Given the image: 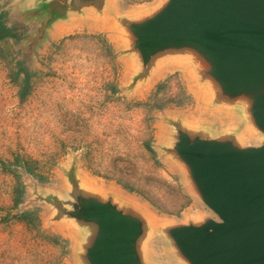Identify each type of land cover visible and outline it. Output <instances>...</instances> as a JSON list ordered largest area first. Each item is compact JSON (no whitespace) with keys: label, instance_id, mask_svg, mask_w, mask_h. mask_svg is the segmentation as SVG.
<instances>
[{"label":"water","instance_id":"obj_1","mask_svg":"<svg viewBox=\"0 0 264 264\" xmlns=\"http://www.w3.org/2000/svg\"><path fill=\"white\" fill-rule=\"evenodd\" d=\"M27 6V12L35 9L33 18H47V35L105 24L135 90L169 67L186 69L209 115L227 121L222 129L183 118L163 123L158 148L206 214L161 228L117 194L80 184L67 205L53 203L59 220L86 230L79 264H159L146 244L160 233L174 264H264V0H160L132 11L119 0H32Z\"/></svg>","mask_w":264,"mask_h":264},{"label":"rangeland","instance_id":"obj_2","mask_svg":"<svg viewBox=\"0 0 264 264\" xmlns=\"http://www.w3.org/2000/svg\"><path fill=\"white\" fill-rule=\"evenodd\" d=\"M31 3L0 0L7 26L19 27L24 35L21 41L0 43L7 56L0 61V160L22 155L41 162L37 177L18 169L25 193L13 211V178L0 166V264H79L86 230L69 219L59 220L53 204L71 202L79 184L92 192L117 194L145 210L161 228L208 213L158 148L169 119L208 121L218 129L227 122L209 115L186 69L169 67L135 90L112 35L88 25L47 35V18H33L35 9L27 12ZM119 3L132 11L156 2L138 7L132 6L135 0ZM92 37H101L110 51ZM13 72L30 83L31 97L24 103ZM119 179L135 184L138 192L124 188ZM27 211L37 212L39 233L59 238L62 248L37 238L23 224L1 220L10 212ZM146 250L159 264L175 263L161 233L151 235Z\"/></svg>","mask_w":264,"mask_h":264},{"label":"trees","instance_id":"obj_3","mask_svg":"<svg viewBox=\"0 0 264 264\" xmlns=\"http://www.w3.org/2000/svg\"><path fill=\"white\" fill-rule=\"evenodd\" d=\"M146 1L150 0H135L137 3H144ZM24 35L20 32L19 27H8L6 24V21L4 19V13H1L0 10V43L4 42L6 40H15V41H21L23 40ZM91 39L98 41L100 44L103 45V49L106 51H110L107 44L104 42V40L101 39V37H92ZM109 44V43H108ZM110 47H112L109 44ZM113 48V47H112ZM7 59V56L3 50V48L0 46V61ZM12 82L19 87V98L22 103L29 100L31 97V86L30 83L27 81H21L19 74L13 72V78ZM113 94H117L118 90L117 87L113 86ZM141 105V104H140ZM147 149L148 151L154 156H156V152L150 147V144L147 143ZM0 166L4 173L10 175L13 178V191H12V203L13 206L11 210H17L20 205L23 203V196L25 193V190L23 188V184L20 180V175L18 172V169H24L27 173L34 175L35 177L38 176L39 171L41 170V162L39 160L33 159L31 157H26L22 155H15L10 160H0ZM108 178V177H107ZM110 179V178H109ZM118 182L124 186V188L128 189L129 191H137V188L135 184L131 182H127L125 180L119 179ZM153 205L157 208L162 210L158 204L152 202ZM189 203V200H188ZM187 203V204H188ZM181 212L178 211L177 214ZM3 220V223H19L23 224L27 227V229L31 232L35 231L37 234V238H42L43 241L47 242L49 245L53 246L54 248H62V240L56 237H51L48 235H42L39 233L38 223H39V217L37 212L33 211H27V212H19L17 214H13V212H10L9 215L4 218V216L1 218Z\"/></svg>","mask_w":264,"mask_h":264},{"label":"crops","instance_id":"obj_4","mask_svg":"<svg viewBox=\"0 0 264 264\" xmlns=\"http://www.w3.org/2000/svg\"><path fill=\"white\" fill-rule=\"evenodd\" d=\"M159 1L160 0H150V1H146L144 3H137L136 2V3H133L132 6L133 7H138V6H142L143 4H152V3L156 2L155 4L149 6V7H152V6L156 5ZM86 25H88V26H96V27L101 29V32H107L111 36L110 29H108V27L105 24H98L97 25V24H94V23L87 22V24H80L78 26H86ZM70 28H72V27L62 28L61 30H55V32L53 34H56V33H58V31L61 32V31L66 30V29L70 30ZM115 43H116V41H115Z\"/></svg>","mask_w":264,"mask_h":264}]
</instances>
